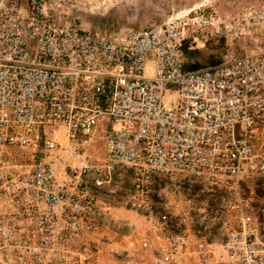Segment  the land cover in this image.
Wrapping results in <instances>:
<instances>
[{
	"label": "built area",
	"instance_id": "1",
	"mask_svg": "<svg viewBox=\"0 0 264 264\" xmlns=\"http://www.w3.org/2000/svg\"><path fill=\"white\" fill-rule=\"evenodd\" d=\"M179 19L112 37L60 0H0V264H92L116 205L149 222L158 264H264L244 190L264 179V40L186 71Z\"/></svg>",
	"mask_w": 264,
	"mask_h": 264
},
{
	"label": "rangeland",
	"instance_id": "2",
	"mask_svg": "<svg viewBox=\"0 0 264 264\" xmlns=\"http://www.w3.org/2000/svg\"><path fill=\"white\" fill-rule=\"evenodd\" d=\"M60 1L71 9L70 18L80 24L79 0ZM110 7L112 5H95L92 10L97 11V15H88L85 21L98 28L113 26L115 22L111 14L104 16L100 12ZM168 9L165 19L158 22L157 26L168 21L171 16L180 18L182 26L186 28L183 42V48H186L183 49L186 63L198 61L202 64L201 69L245 54H254L257 46L264 40V0H186L182 5ZM209 13L213 15V25H205L194 19L201 18L202 15L209 16ZM236 33L240 36L235 39L233 36ZM213 59L219 63L212 64ZM105 136V130L99 129L88 139L85 148L88 162H101L104 159ZM123 184L126 188L132 186L131 175H125ZM244 190L247 194L254 193L256 216L263 223L261 230L264 234V179L259 177L254 182L245 183ZM113 212L116 220L123 224L119 229L108 227L98 234L88 236V242L93 247L96 246L98 252L97 259L92 264H158L154 254L156 245L151 250L142 248L146 239L157 243L150 235V224L146 218L140 213L117 205Z\"/></svg>",
	"mask_w": 264,
	"mask_h": 264
},
{
	"label": "crops",
	"instance_id": "3",
	"mask_svg": "<svg viewBox=\"0 0 264 264\" xmlns=\"http://www.w3.org/2000/svg\"><path fill=\"white\" fill-rule=\"evenodd\" d=\"M185 1L186 0H79V6H81L80 25L85 31L105 36H113L116 33L125 34L129 32H141L145 29L157 26L158 22L165 19V15L169 10L168 8L182 5ZM95 5L101 7L112 5L108 10L105 11L104 9L100 12L103 13L104 16L107 15V13L111 14L115 22L113 26H101L98 28L85 21L88 15H97L98 12L92 10ZM90 6H92V8H90ZM67 13L68 15L71 14V9H69V7H67ZM254 180H257V178H248L246 183L254 182ZM149 230L150 235H152L151 226Z\"/></svg>",
	"mask_w": 264,
	"mask_h": 264
},
{
	"label": "trees",
	"instance_id": "4",
	"mask_svg": "<svg viewBox=\"0 0 264 264\" xmlns=\"http://www.w3.org/2000/svg\"><path fill=\"white\" fill-rule=\"evenodd\" d=\"M183 49L186 50L185 47ZM191 54H193V53H191ZM191 54H189V55H191ZM216 63H219V61H216L215 59H213L212 64H216ZM201 67H202V64L200 62H198V61L193 62L191 64L190 63H186L185 64V70L186 71H196V70H200Z\"/></svg>",
	"mask_w": 264,
	"mask_h": 264
}]
</instances>
